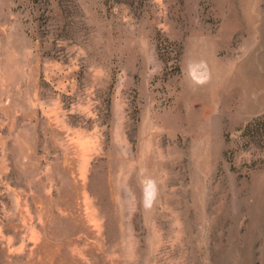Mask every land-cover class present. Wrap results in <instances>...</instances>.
Listing matches in <instances>:
<instances>
[{"label":"rangeland","instance_id":"1","mask_svg":"<svg viewBox=\"0 0 264 264\" xmlns=\"http://www.w3.org/2000/svg\"><path fill=\"white\" fill-rule=\"evenodd\" d=\"M0 264H264V0H0Z\"/></svg>","mask_w":264,"mask_h":264}]
</instances>
